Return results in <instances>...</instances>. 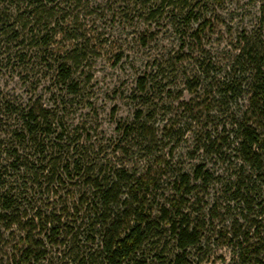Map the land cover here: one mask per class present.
<instances>
[{
	"label": "trees",
	"instance_id": "16d2710c",
	"mask_svg": "<svg viewBox=\"0 0 264 264\" xmlns=\"http://www.w3.org/2000/svg\"><path fill=\"white\" fill-rule=\"evenodd\" d=\"M157 1L179 12L173 26L182 35L194 24L192 38L199 39L210 26L195 14L201 0ZM58 5L57 0H0V38L3 46L29 43L53 72L51 82L76 94L74 72L90 40L84 34L75 43L79 37L71 34L70 14ZM2 54L9 62L11 54ZM25 58L19 51V61ZM195 66L200 77L187 78L188 90L205 105V120L191 115L187 126L159 129L153 112L140 109L118 129L120 146L111 156L126 158L136 149L132 155L146 161L139 169L90 159L79 139L68 138L57 113L40 101L4 102V115L14 124L6 133L11 146L0 168V225L18 234L17 244L8 248L9 264H202L211 256V244L227 247L232 264H264V35L240 38L221 82L210 79L213 72L202 63ZM201 78L217 86L206 94L209 87ZM147 81V76L138 81L144 107L151 104ZM197 99L184 111L193 114ZM219 111L226 120L215 123L219 117L212 114ZM193 123H205L206 131ZM188 131L194 143L189 157L201 161L185 171L172 161L175 147L161 155L155 146L176 137L179 142ZM216 163L223 169L216 170ZM9 173H23L30 190L45 191L50 203L36 206L43 204L41 197L22 198L26 183L23 193L13 194L18 189L9 186Z\"/></svg>",
	"mask_w": 264,
	"mask_h": 264
},
{
	"label": "rangeland",
	"instance_id": "374dc122",
	"mask_svg": "<svg viewBox=\"0 0 264 264\" xmlns=\"http://www.w3.org/2000/svg\"><path fill=\"white\" fill-rule=\"evenodd\" d=\"M57 1V9L70 14L71 34L75 32L79 37L75 43L80 44L84 34L90 40L87 52L74 72L77 93L71 94V90L69 93L51 82L53 72L37 59L29 43L24 47L16 43L3 46L0 38V168L6 165L4 152L11 146L6 133L14 124L4 115V102L27 105L40 101L57 113L68 138L72 141L79 139L80 148L88 151L85 155L90 159L98 156L103 162L105 159L112 164L127 163L139 169L146 161L140 158L141 155H132L136 149L126 158L111 156V151L121 140L118 129L131 122L140 109L153 112V126L159 129L165 124H174L175 129L182 128L189 125L190 117L194 115L205 120V105L188 90L187 78L200 77L195 64L202 63L208 67L213 72L210 79L216 77L215 80L221 82L227 75L224 73L236 53L240 38L246 33L264 35V0H201L200 9H196L195 14L210 22V26L201 32L199 39L192 38L196 31L194 24L185 28L182 35L173 26V16L179 12L172 13L175 8L168 3L161 8L157 0ZM196 4L198 2L192 3ZM157 9L159 12L155 18L148 16ZM177 19V24L182 23L179 17ZM6 51L11 54L9 62L1 55ZM19 51L26 55L24 62L18 59ZM146 76L151 104L144 107L138 81L143 77L146 79ZM205 79L201 78L200 82L209 87L207 94L215 82ZM191 80L189 83L193 86L194 80ZM192 99L197 100L191 106L200 105L195 107L193 114L183 108ZM212 115L219 117L215 123L225 119L220 111ZM192 126L200 132L206 131L205 123L199 126L193 123ZM176 139L171 142L163 140L155 148L158 151L162 149L159 154L167 155L175 147L171 156L173 163L178 168L189 170L192 164L201 161H192L189 157L194 148L193 135L188 131L181 141ZM149 163L154 161L150 158ZM214 167L219 171L223 169L220 163ZM8 177L12 178H7L11 181L9 186L18 189L13 194L23 193V184H27L21 178L24 174L9 173ZM27 188V195H22V198L35 201L41 197L43 204L36 203V206L50 203L51 198L45 195V191L30 190L29 183ZM63 194L64 191L60 192L65 198ZM17 235V232H6L0 225V264H9L8 248L17 244ZM210 249L211 256L204 257L202 264H232V253L227 247L211 244Z\"/></svg>",
	"mask_w": 264,
	"mask_h": 264
}]
</instances>
